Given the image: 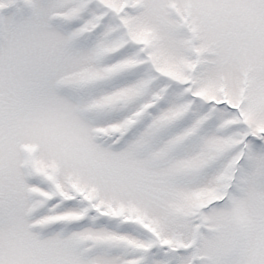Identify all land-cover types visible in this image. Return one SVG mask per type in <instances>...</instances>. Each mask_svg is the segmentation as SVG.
Masks as SVG:
<instances>
[{
	"label": "snow or ice",
	"instance_id": "1",
	"mask_svg": "<svg viewBox=\"0 0 264 264\" xmlns=\"http://www.w3.org/2000/svg\"><path fill=\"white\" fill-rule=\"evenodd\" d=\"M0 264H264V0H0Z\"/></svg>",
	"mask_w": 264,
	"mask_h": 264
}]
</instances>
